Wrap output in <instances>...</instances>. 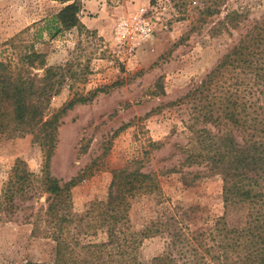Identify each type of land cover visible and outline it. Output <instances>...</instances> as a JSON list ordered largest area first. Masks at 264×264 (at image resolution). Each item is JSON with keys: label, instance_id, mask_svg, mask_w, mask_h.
<instances>
[{"label": "rangeland", "instance_id": "374dc122", "mask_svg": "<svg viewBox=\"0 0 264 264\" xmlns=\"http://www.w3.org/2000/svg\"><path fill=\"white\" fill-rule=\"evenodd\" d=\"M181 1L80 0V26L57 32L54 19L67 4L0 0V58L15 60L26 50H35L45 55L48 67L65 70L63 91L52 100L54 110L76 93L89 98L96 92L91 101L77 104L63 118L49 158L32 135L0 144V194L16 161L25 162L38 175L49 165L51 175L63 182L81 180L72 191L73 204L84 222L92 223L86 212L92 201L107 195L112 172L127 166L139 168L157 176L161 188L159 193L132 201L131 233L145 228L158 232L137 245L140 263L173 248L182 264L179 241L186 234L196 250L195 264H241L243 250L222 252L219 247L226 228L244 226L248 206L226 210L222 175L210 172L207 160L188 161L192 152H201L195 144L196 132L205 127L216 135L218 128L201 117L195 120L194 103L186 95L252 22L264 16V0L217 1L220 13L205 22L198 13L202 2H188L186 12L181 13ZM144 10L154 27L153 37L132 55L118 51L113 41L116 23ZM230 12L240 14L238 24L219 26ZM230 84L248 98L255 93L247 81L230 79ZM228 128H232L230 123ZM242 136L235 131L236 144L243 145ZM44 204L45 196H39L24 204L33 210L19 211L15 220L0 219V264L54 262L56 243L34 233V226L24 222V216ZM82 229L78 228L81 242L107 241L102 229H92L88 236ZM259 264H264V257Z\"/></svg>", "mask_w": 264, "mask_h": 264}, {"label": "trees", "instance_id": "16d2710c", "mask_svg": "<svg viewBox=\"0 0 264 264\" xmlns=\"http://www.w3.org/2000/svg\"><path fill=\"white\" fill-rule=\"evenodd\" d=\"M53 1L67 4L54 19L57 32L80 26V0ZM190 1L202 2L198 13L204 22L220 13L217 4L220 0H182L181 13L186 12ZM240 18L238 12H230L219 26L235 27ZM64 71L60 66L48 67L45 55L35 50H26L15 60L0 58V144L18 136L32 135L34 143L48 158L51 156L68 111L77 104L91 101L96 94L88 98L76 93L54 110L52 100L63 91ZM230 79L236 83L239 80L251 83L255 93L248 98L229 85ZM186 98L194 103L196 121L201 117L204 123L218 128L216 135L205 127L196 132L195 144L201 152H192L188 161L199 164L207 160L211 162L209 171L222 175L226 210L248 206L244 226L226 228L219 248L222 252L240 248L243 254L239 263L259 264L264 257V16L252 22L246 34ZM229 123L232 128H228ZM235 131L243 134V145L235 143ZM80 182L77 178L63 182L53 177L49 165L40 175L35 174L25 162L18 160L2 186L0 219L15 220L19 211L34 209L25 207V203L45 196L44 206L24 216V222L34 226V233L56 243V258L50 264H178L173 248L148 263H140L135 252L137 245L144 237L158 232L145 228L131 233L128 228L132 201L161 192L157 176L132 166L114 170L107 195L92 201L86 212L85 216L91 218L92 223L84 222L73 204L72 191ZM80 227L87 236L92 229L104 230L107 241L81 242L78 239ZM180 237L182 264H195L192 240L186 234Z\"/></svg>", "mask_w": 264, "mask_h": 264}, {"label": "built area", "instance_id": "2783aa9c", "mask_svg": "<svg viewBox=\"0 0 264 264\" xmlns=\"http://www.w3.org/2000/svg\"><path fill=\"white\" fill-rule=\"evenodd\" d=\"M154 35L152 21L146 11L137 12L129 18H121L113 29V41L118 51L132 55L146 40Z\"/></svg>", "mask_w": 264, "mask_h": 264}]
</instances>
